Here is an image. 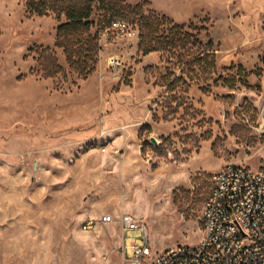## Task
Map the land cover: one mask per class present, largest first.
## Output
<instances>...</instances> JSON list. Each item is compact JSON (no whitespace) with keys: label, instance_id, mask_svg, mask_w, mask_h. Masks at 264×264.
Here are the masks:
<instances>
[{"label":"rangeland","instance_id":"obj_1","mask_svg":"<svg viewBox=\"0 0 264 264\" xmlns=\"http://www.w3.org/2000/svg\"><path fill=\"white\" fill-rule=\"evenodd\" d=\"M28 1L0 0V264H140L129 245L141 230L123 231L124 212L145 223L146 264L196 244L211 174L264 172V0H111L112 17L95 4L85 79L54 46L64 19L30 14ZM146 16L165 17L164 41L144 54ZM114 18L129 29L108 28ZM185 32L202 44L176 41ZM209 39L205 70L193 57ZM46 47L65 79L43 76ZM102 214L114 221L81 228Z\"/></svg>","mask_w":264,"mask_h":264},{"label":"built area","instance_id":"obj_2","mask_svg":"<svg viewBox=\"0 0 264 264\" xmlns=\"http://www.w3.org/2000/svg\"><path fill=\"white\" fill-rule=\"evenodd\" d=\"M114 20L111 28L128 30ZM201 237L196 244L174 243L151 256L150 264H264V172L239 163H225L211 174V187L201 213ZM114 221L110 214L88 216L83 230ZM118 222L125 232L140 229L143 243L129 245L132 261L144 262L149 248L145 223L124 212Z\"/></svg>","mask_w":264,"mask_h":264},{"label":"trees","instance_id":"obj_3","mask_svg":"<svg viewBox=\"0 0 264 264\" xmlns=\"http://www.w3.org/2000/svg\"><path fill=\"white\" fill-rule=\"evenodd\" d=\"M95 4H98L102 8L112 10L110 16L118 14V10L111 0H31L27 2V9L30 14H36L38 16H46L54 14L58 20L64 19L56 27V40L54 46L61 48L66 54V61L72 67H74L78 75L85 79L92 72L95 71L97 65V44L95 42L96 34L90 32L92 21L90 19ZM136 5L135 8H139ZM114 18L109 22V27ZM165 17H142V27L144 32L142 34L143 44L142 51L144 54L153 50H159L160 45L163 43L161 37H156V31L158 26L163 23ZM129 24V23H128ZM182 25L174 24L171 27L172 33L179 34ZM181 37H177L176 41H183L188 45H201V41L190 32L181 34ZM172 39V44L176 43ZM171 44V43H166ZM212 41L209 39L206 43L207 48L203 49L204 55L193 57L195 62L205 63V70L214 69L215 59L212 55L211 45ZM38 53V65L41 66L42 74L45 77H55L56 75L63 74L61 66L57 63L54 57L51 55V48L46 47L36 50ZM64 79L65 75H62Z\"/></svg>","mask_w":264,"mask_h":264},{"label":"water","instance_id":"obj_4","mask_svg":"<svg viewBox=\"0 0 264 264\" xmlns=\"http://www.w3.org/2000/svg\"><path fill=\"white\" fill-rule=\"evenodd\" d=\"M261 118H262V122H264V111H262V116H261Z\"/></svg>","mask_w":264,"mask_h":264}]
</instances>
